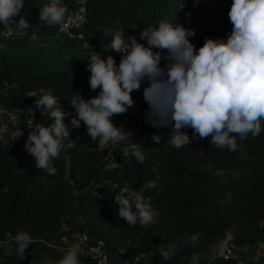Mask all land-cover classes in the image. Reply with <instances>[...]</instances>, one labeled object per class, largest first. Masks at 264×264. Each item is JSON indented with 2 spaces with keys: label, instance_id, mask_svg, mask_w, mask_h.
Returning a JSON list of instances; mask_svg holds the SVG:
<instances>
[{
  "label": "trees",
  "instance_id": "1",
  "mask_svg": "<svg viewBox=\"0 0 264 264\" xmlns=\"http://www.w3.org/2000/svg\"><path fill=\"white\" fill-rule=\"evenodd\" d=\"M46 1L25 0L21 15L27 13L29 31L17 28L15 19L19 16L12 20L17 30L13 36H7L0 25V114L17 115V128L23 132L9 148L0 143V242L8 239L6 233L15 236L18 231L29 233L33 241L23 260L16 256L15 245L12 254H4L0 247V264H56L63 256L57 248L63 219L77 216L91 236L106 241L112 253L136 241L146 255L141 264H190L193 253L203 258L225 240L226 234L232 236L230 245H264V132L256 138L249 134L243 141L237 138L235 152L211 145V137H197L177 149L168 142L171 127H144L138 122L135 112L149 108L143 98L147 81L132 93L135 103L126 112L131 124L123 128L134 133L133 143L143 145L142 163L130 151L115 160L116 149H126V142L112 151L109 146L98 148L90 136L76 139L70 134L65 144L73 141L75 146L62 151L54 161L56 175L36 169L34 157L25 149V135L35 123L47 126L51 118L37 109L28 124L30 95L52 94L64 110L76 113L71 99L78 93L89 99L95 92L90 89L91 73L86 70L90 49L62 36L57 26L39 22V11ZM62 2L67 16L74 3ZM184 2L179 0L170 10L157 0H112L98 38L96 32L89 31L91 3L87 42L97 46L95 52L102 59L112 55L118 65L120 54L104 50L112 37L123 32L125 38L135 35L146 45L139 33L162 20L194 30L196 35L190 40L197 50L206 38L227 40L233 27L228 16L232 0H202L189 18L179 12ZM181 131L192 137L191 128ZM153 135L161 137L159 144L153 142ZM157 164V172H153ZM157 175L158 187L145 195L159 210L158 223L129 226L118 215L116 193L126 184L139 189ZM193 235L198 237L195 244L189 239ZM182 239L187 244L180 245ZM170 243L182 251L164 260L158 248Z\"/></svg>",
  "mask_w": 264,
  "mask_h": 264
},
{
  "label": "clouds",
  "instance_id": "2",
  "mask_svg": "<svg viewBox=\"0 0 264 264\" xmlns=\"http://www.w3.org/2000/svg\"><path fill=\"white\" fill-rule=\"evenodd\" d=\"M24 8L25 0H0V24L7 25L19 16L18 21L15 19L17 28L27 29L30 22L27 13L21 15ZM67 11L62 0H50L40 8L39 22L63 24ZM228 16L233 27L227 40L206 38L198 50L190 40L196 35L194 30H186L167 20L139 33L140 40L146 41L147 46L138 42L135 35L125 38L123 32H117L104 50L120 54L118 65L112 55L102 59L100 53L90 49L92 54L86 70L91 73L90 89H99V93L89 99L78 93L71 99L76 112L71 119L72 127L79 128L83 122L98 148L126 142L125 151H130L142 163L145 159L143 145L133 143L134 133L116 126L112 117L134 106L132 93L147 81L143 90V98L149 105L146 119L155 128L171 127L168 142L175 148L186 146L197 137H211V145L235 152L237 138L243 141L249 134L258 137L264 132V0H232ZM35 109L42 115L48 114L51 123L47 126L35 123L30 127L32 131L25 149L34 157L36 169L54 176L57 173L54 161L60 158L62 151L75 146L72 140L65 144L70 133L64 121L71 113L65 112L59 98L52 94L37 99ZM187 128L193 130L191 138L181 131ZM22 135L17 128L11 140ZM151 139L157 144L161 141L159 135ZM157 168L158 164L153 166V172H157ZM158 185L157 175L139 189L128 184L121 187L114 197L119 205V217L129 226L158 223L159 210L145 195ZM6 236L8 239L0 242L4 254H12L15 245L16 256L26 259V250L33 242L31 235L18 231L15 236L11 233ZM189 239L195 244L198 237L193 235ZM231 239L232 236L226 234L223 246ZM179 244L185 245L187 240L182 239ZM158 250L164 260H169L182 248L170 243ZM80 252V244H72L56 264H80ZM200 258L199 253H193L190 259L196 262Z\"/></svg>",
  "mask_w": 264,
  "mask_h": 264
},
{
  "label": "built area",
  "instance_id": "3",
  "mask_svg": "<svg viewBox=\"0 0 264 264\" xmlns=\"http://www.w3.org/2000/svg\"><path fill=\"white\" fill-rule=\"evenodd\" d=\"M74 6L69 10L63 24H57L59 33L70 41L80 42L85 48H89L93 51L97 50L96 45H91L87 42V31L89 25V6L92 0H72ZM202 0H185L184 3L179 7V12L184 18H189L191 16V10L198 8ZM50 3V0L46 1V5ZM63 3V2H62ZM5 29V34L7 36H13L16 34V28L12 21H9L7 25L0 24ZM26 32V30H25ZM35 36V34L33 35ZM99 89L94 92L92 97L98 95ZM40 99L38 94L33 93L29 97L28 103V124L31 125L32 117L37 109H35V102ZM65 112H70L71 116L65 118V124L69 129V133L76 139L82 137H89L87 134V128L81 122L79 128H73L71 124L72 117L76 116V113L70 110H64ZM1 117H9V119H17V115L1 113ZM2 119H0L1 121ZM131 124V118L127 113L119 114L117 126L127 127ZM1 125V124H0ZM18 125V122H17ZM31 129L29 127L27 134L25 135L28 139ZM3 134L2 128L0 130V143L3 147L9 148L2 143ZM108 147V146H107ZM112 151H114L115 146H109ZM127 155L124 148L121 149L120 157H125ZM64 182L68 183L71 187L73 183L69 181L68 178L64 179ZM61 226L59 238L57 239L58 250L63 254L66 249L75 243H79L81 246V252L79 256L87 264H128L132 262L133 264H141L143 258L146 256L145 253L138 248L137 250L130 248L129 244L124 245L116 250L115 253L109 249L106 241L101 238L91 236L81 217L77 216L74 219L69 220V218L63 219ZM214 254L213 262L214 264H264V246H253V247H237L235 245L227 244L226 247L223 246V241L213 248L210 252ZM209 254V253H208ZM207 254V255H208ZM206 256V255H205ZM204 256V257H205ZM203 258L198 261H191L190 264L199 263Z\"/></svg>",
  "mask_w": 264,
  "mask_h": 264
},
{
  "label": "rangeland",
  "instance_id": "4",
  "mask_svg": "<svg viewBox=\"0 0 264 264\" xmlns=\"http://www.w3.org/2000/svg\"><path fill=\"white\" fill-rule=\"evenodd\" d=\"M112 0H92V20L97 21L98 24H103L105 22L106 19V11L108 10L110 4H111ZM165 5V4H164ZM168 5V4H167ZM56 26V25H55ZM28 31L30 30V28H27ZM28 33V32H26ZM25 33V34H26ZM40 97L43 96L44 94H38ZM138 116L141 119H138V122L140 124H142L144 127H149L150 123H148L147 119H146V111L144 110H138ZM136 114V112H135ZM118 116L119 115H114L112 117V122L117 126V121H118ZM50 117V116H49ZM0 119H2L0 121V130L2 128V134L3 136L5 135V133L7 132L10 136L12 135L11 132H14L17 129V119H9V117H1L0 115ZM11 130V131H10ZM1 141H5V140H1ZM121 155V150L120 149H116L115 154H114V158L115 160H117L116 156ZM132 247V249L137 250L139 248V245L137 244L136 241H133L132 243H130V248ZM112 249V248H111ZM214 258V254L213 253H209L208 255H206L204 257V259L202 261H200L199 263H195V264H214V262L212 261ZM145 259V258H144ZM143 259V261H144Z\"/></svg>",
  "mask_w": 264,
  "mask_h": 264
},
{
  "label": "crops",
  "instance_id": "5",
  "mask_svg": "<svg viewBox=\"0 0 264 264\" xmlns=\"http://www.w3.org/2000/svg\"><path fill=\"white\" fill-rule=\"evenodd\" d=\"M158 2H160L162 5L165 4V6H167L168 8L167 9H170L172 10L173 9V6L174 4H176L179 0H157ZM168 4V5H167ZM108 11H106L107 13ZM97 24V25H96ZM55 25H50L49 27H53ZM102 28H104V25L103 24H98L97 21L93 20V22L91 21V25L89 26V31L94 33L96 32L94 35L96 38H98V34H97V31L101 30ZM48 38H54L53 35H49ZM39 96V95H38ZM40 97V96H39ZM42 97V96H41ZM40 97V98H41ZM138 112L139 111H136V115L138 116ZM49 117L48 114H45ZM139 120L141 119L140 117H137ZM142 125V124H141ZM18 126V125H17ZM149 127H152L151 124L149 125ZM11 131V130H10ZM13 133V132H11ZM3 140L5 141H2L3 144L7 145V146H12L13 143L15 142V140H11V136L6 132L5 135L3 136ZM130 245V243H128ZM261 246H264V245H261ZM79 260H80V264H87L80 256H79ZM128 264H133L132 262L128 263Z\"/></svg>",
  "mask_w": 264,
  "mask_h": 264
}]
</instances>
